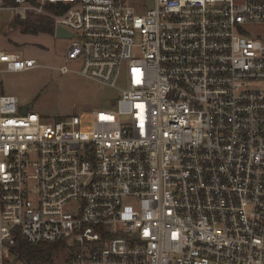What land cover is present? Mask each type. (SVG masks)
Instances as JSON below:
<instances>
[{
  "label": "built area",
  "instance_id": "1",
  "mask_svg": "<svg viewBox=\"0 0 264 264\" xmlns=\"http://www.w3.org/2000/svg\"><path fill=\"white\" fill-rule=\"evenodd\" d=\"M5 12L70 33L59 71L120 94L54 122L22 114L2 76L39 64L2 48L0 19V264H31L18 233L59 264H264V0Z\"/></svg>",
  "mask_w": 264,
  "mask_h": 264
},
{
  "label": "rangeland",
  "instance_id": "2",
  "mask_svg": "<svg viewBox=\"0 0 264 264\" xmlns=\"http://www.w3.org/2000/svg\"><path fill=\"white\" fill-rule=\"evenodd\" d=\"M130 1L140 13L154 5V0H144L146 4L143 0ZM31 18L44 20L40 17ZM0 19L4 24L2 48L8 52L18 53L24 58L35 59L39 64L37 68L24 73L3 75L4 91L6 94L16 96L21 105L33 103V111L39 113L46 121H58L94 108H107L106 105L116 97L117 92L120 94L118 90L99 86L79 74H62L59 71L65 64L71 46L70 39L44 33L24 35L22 27L18 25L22 20H16L14 12L2 13ZM28 20L31 19L26 21ZM258 32H264V28H259ZM69 68L79 70L73 63L69 64ZM120 87H124V81ZM60 259L61 253L55 250L52 264H57L56 262L59 264Z\"/></svg>",
  "mask_w": 264,
  "mask_h": 264
},
{
  "label": "trees",
  "instance_id": "3",
  "mask_svg": "<svg viewBox=\"0 0 264 264\" xmlns=\"http://www.w3.org/2000/svg\"><path fill=\"white\" fill-rule=\"evenodd\" d=\"M31 20L18 22L22 27V34L37 35L40 33L54 35L53 23L49 20ZM57 245L39 244L33 245L29 243L21 234L18 233L16 249L31 264H48L52 261V256Z\"/></svg>",
  "mask_w": 264,
  "mask_h": 264
},
{
  "label": "water",
  "instance_id": "4",
  "mask_svg": "<svg viewBox=\"0 0 264 264\" xmlns=\"http://www.w3.org/2000/svg\"><path fill=\"white\" fill-rule=\"evenodd\" d=\"M56 36L58 38H62V39L63 38L64 39H70V38H72V35L70 33H67L66 31H64L61 28H58L57 29ZM32 109H34V104L33 103L25 104V105H23V108H22V114L26 115Z\"/></svg>",
  "mask_w": 264,
  "mask_h": 264
},
{
  "label": "crops",
  "instance_id": "5",
  "mask_svg": "<svg viewBox=\"0 0 264 264\" xmlns=\"http://www.w3.org/2000/svg\"><path fill=\"white\" fill-rule=\"evenodd\" d=\"M55 29V28H54ZM54 36H56V33H55V31H54Z\"/></svg>",
  "mask_w": 264,
  "mask_h": 264
}]
</instances>
